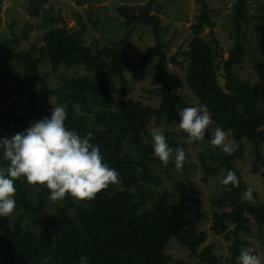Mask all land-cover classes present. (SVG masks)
Here are the masks:
<instances>
[{
  "label": "trees",
  "instance_id": "trees-1",
  "mask_svg": "<svg viewBox=\"0 0 264 264\" xmlns=\"http://www.w3.org/2000/svg\"><path fill=\"white\" fill-rule=\"evenodd\" d=\"M22 1L29 16L38 18L47 13L45 24L56 21L54 7L48 6L52 0ZM4 2L0 0V14ZM77 2L82 5L85 0ZM157 2L149 0L139 6L120 7L129 27L128 35L97 50L84 41L87 23L80 13H76L78 29L63 25L48 30L43 34L41 46L33 43L27 50L17 48L21 39L30 37V23L20 33L11 24V36L0 41V137L21 132L31 122L50 116L52 100L57 99L56 105L66 109V126L81 136L92 133V142L99 145L103 162L114 168L119 178L118 183H110L90 200L71 195L52 200L47 187L30 184L24 177L16 179L14 212L0 217V264H81V257L87 264H172L174 257L169 247L174 240L203 264H239L240 250L250 245L243 236L252 232V222L263 231L264 201L242 199L249 186L234 163L245 158L246 139L256 145L257 159L264 166L260 150L264 144V81L252 85L240 80L233 71L247 54L241 34L243 21L249 19L246 0L235 4L238 36L223 65L224 85L218 74V48L201 36L205 25L216 27L212 9L204 0L198 22L193 26L194 38L189 50L184 51L190 58L185 78L190 90L209 110L213 122L225 132L233 133L238 145L231 154L216 146L214 155L204 153L200 157L205 182L229 170L239 179L238 186L229 182L218 197L211 199L216 208L212 231L235 238L229 260L218 255L214 244L201 249L209 237L205 230L195 226L201 215L190 223L183 219L175 221L174 211L181 209L182 202H176L171 191L160 188L166 178L175 180L176 167L174 159L170 158L165 165L153 155L150 124L179 122L178 111L189 104L177 92L184 79L168 70L169 56L161 22L153 14ZM92 16L90 11L89 21L98 29L99 20H93ZM138 23L153 27L156 44L133 61L128 49L133 45L132 35ZM154 60L158 69L155 82L160 86L151 90V94L161 97V104L155 107L132 97L117 98L114 94L117 82L121 83L122 94L127 95L134 90L127 73L142 79ZM45 61L50 62L54 73L63 67H81L85 73L61 74L58 85L52 87L50 72L40 73V65ZM12 64L18 65L20 71L12 73L9 67ZM21 99L27 100L23 110ZM164 133L173 148H183L173 132ZM207 137L211 140V131ZM6 164L0 158V166ZM182 167L187 166L183 163ZM258 170L255 163L253 172ZM253 196L258 197L256 191ZM50 206L54 210L46 213ZM182 213L186 214L184 208Z\"/></svg>",
  "mask_w": 264,
  "mask_h": 264
},
{
  "label": "rangeland",
  "instance_id": "rangeland-1",
  "mask_svg": "<svg viewBox=\"0 0 264 264\" xmlns=\"http://www.w3.org/2000/svg\"><path fill=\"white\" fill-rule=\"evenodd\" d=\"M148 1L93 0L88 2L85 0L82 5H79L77 0H52L48 6L54 7L53 14L57 16L56 21L45 24V20L48 19L46 17L47 13H43L38 18H33L25 11L22 0H5L2 13L0 14V41L5 37L11 36V24L20 33L24 26L30 23L32 24L30 37L28 39H21L17 48L19 50H27L33 43L41 46L44 44L43 34L46 31L63 26V22L58 16L61 15L67 22V27L74 30L79 28L76 13H80L83 20L87 23V31L83 35L84 41L87 45H91L94 50H97L104 45L119 42L128 35L129 27L125 17L119 12L120 7L128 5L132 7L139 6L146 4ZM204 1L209 3L212 9L211 16L216 22V27L213 28L205 25L201 36L214 44L211 35L214 30L215 36L219 40L220 47L215 46L216 49L218 48V74L221 84L224 85L226 82V71L223 65L238 36L235 4L239 0ZM246 4L249 19L243 21L241 34H243V43L247 47V54L244 61L240 65L235 66L233 71L240 80L249 81L252 85H256L264 81V0H246ZM202 9V0H158L153 11V14L161 22L162 39L167 45L169 56L168 70L169 72L177 73L184 79V85L178 87L177 92L182 94L189 106H204L195 97L187 84V80H185L190 58L184 54V51L190 48V43L194 38L193 26L197 24V16L200 15ZM90 11L93 12V20H99L98 29L89 21ZM132 44V47L128 49V54L133 61H137L139 60L140 53L145 52L156 44L153 27L138 23L136 32L132 35ZM172 58L174 61H172ZM156 64L157 60L151 62L142 79H138L132 74L127 73L128 80L134 86V90L124 95L122 94L121 83L117 82V87L114 91L116 97L119 99L132 97L135 100L142 101L144 104L158 107L162 101L161 97L157 94H151V90L153 91L160 86L155 82L158 73ZM9 67L12 73L20 71V67L16 64H12ZM46 72H50L49 83L52 87H55L60 81L61 74L67 76L83 74L85 73V69L81 67L73 69L63 67L60 71L54 73L52 72L50 62L45 61L40 65V73L43 75ZM21 102L23 110L27 100L21 99ZM57 102V99L52 100L54 105ZM216 127V123L212 120L211 130H214ZM149 128L150 130L159 128L164 132H173L174 137L183 143L185 151L184 164L187 167L173 170L175 180L166 178L164 184L160 187L161 190L167 189L171 191L176 202H182L181 209L174 211L173 219L175 221L183 219L190 223L196 215H201L195 226L200 231L205 230L209 235L208 240L201 249L207 245L214 244L219 256L225 260L231 259L233 256L231 247L235 239L234 236L227 237L226 233L217 234L211 229L212 217L216 211L211 199L218 197L228 185L221 183L222 178L226 176L223 173L210 177L207 182L203 180L204 172L201 167L200 157L204 153L207 156L214 155L215 148H217L210 143L207 137L208 131H206L203 139L190 141L187 138V134L178 127V121L170 124L165 123L161 126L152 121ZM226 134L227 139L235 141L231 131L226 132ZM244 143L246 144L245 158L236 159L234 163L242 170L243 178L249 188L258 194L257 198L253 196L251 202H256L257 200L264 201V166L257 159L256 145L246 139H244ZM260 150L264 156V144L261 145ZM255 163L259 165V170L256 173L253 172ZM182 208L186 210L185 215L182 213ZM53 210L54 208L50 206L47 208L46 213H51ZM251 226L252 232L243 236L250 242V245L245 248L257 252L258 255L264 258V229L261 231L254 221ZM169 253L174 257L172 264H203L192 257L190 250L182 247L176 240L171 243Z\"/></svg>",
  "mask_w": 264,
  "mask_h": 264
},
{
  "label": "clouds",
  "instance_id": "clouds-1",
  "mask_svg": "<svg viewBox=\"0 0 264 264\" xmlns=\"http://www.w3.org/2000/svg\"><path fill=\"white\" fill-rule=\"evenodd\" d=\"M50 116L31 122L29 127L10 136L0 137V158L7 161L0 166V217L13 214L16 207L14 181L24 177L30 184L47 187L50 199H63L71 195L77 199H93L110 183H118V173L111 168L101 154L98 144L92 142V133L81 136L75 129L66 126V109L54 105ZM178 127L190 141H198L211 131L210 143L226 154L236 150L234 140L227 139L219 126L211 130L212 117L204 106H187L178 111ZM153 154L165 165L170 158L181 169L185 160L182 147H171L163 130H150ZM231 182L238 186L239 179L229 170L221 183ZM242 199L251 201L253 190L247 189ZM239 264H264V258L252 250L242 248ZM81 264L87 261L81 257Z\"/></svg>",
  "mask_w": 264,
  "mask_h": 264
},
{
  "label": "water",
  "instance_id": "water-1",
  "mask_svg": "<svg viewBox=\"0 0 264 264\" xmlns=\"http://www.w3.org/2000/svg\"><path fill=\"white\" fill-rule=\"evenodd\" d=\"M58 18L63 22V25L66 28L67 27V22L64 20V18L61 15L58 16ZM211 35L213 37V42L216 44L217 47H220L219 40L216 38L214 30L212 31ZM172 61H174L173 58H172Z\"/></svg>",
  "mask_w": 264,
  "mask_h": 264
}]
</instances>
